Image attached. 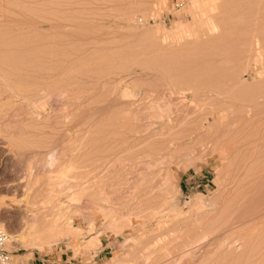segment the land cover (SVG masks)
Returning a JSON list of instances; mask_svg holds the SVG:
<instances>
[{
  "label": "rangeland",
  "instance_id": "1",
  "mask_svg": "<svg viewBox=\"0 0 264 264\" xmlns=\"http://www.w3.org/2000/svg\"><path fill=\"white\" fill-rule=\"evenodd\" d=\"M60 165L98 246L12 264H264V0H0V186L38 208Z\"/></svg>",
  "mask_w": 264,
  "mask_h": 264
},
{
  "label": "bare ground",
  "instance_id": "2",
  "mask_svg": "<svg viewBox=\"0 0 264 264\" xmlns=\"http://www.w3.org/2000/svg\"><path fill=\"white\" fill-rule=\"evenodd\" d=\"M47 158V168L53 169L54 167L58 166V159L60 157L57 159L56 154H51ZM70 166L64 168V166L60 165L57 172L56 170L52 171V173L49 172V174L51 173L50 175L48 174L50 176L51 182L53 183L55 180L56 183L54 185H49V192L45 196V199L41 201V204H39L38 208L30 209V207L25 204L28 201V196L31 194V192H27L26 190L23 191L27 192L26 200H18L17 193L22 191L21 185L16 184V186L12 188L8 187L11 185H8L7 187H4L3 185L0 186V204H6V201H8L12 206H10L11 208H4L0 212V230L10 235V238L6 244L7 250L8 243H10V245L14 246L15 248H38L39 250H44L45 248L51 247L54 244L68 240V245L75 251L83 250L89 252L90 254L94 247L98 246V242L95 238L88 240L85 245L77 244L74 241V239H79L82 237L83 233L88 237L91 233L95 232L96 228H94V220L90 221V227L88 229H75L71 226V219L66 216L69 212L66 213V215L63 213V207L66 201L64 202L65 199L61 196V189L64 184V180L68 178V174L73 170V168ZM25 178L22 179H24L27 186L31 185L30 183L33 181V179H36L35 184H33L34 187L38 186L41 181L40 177L35 178V173L33 172H29ZM3 180L4 181L2 184H11L8 178L4 177ZM12 182H14V180H12ZM20 205H23L22 207H25V209H22ZM112 221L118 222L115 218ZM128 257L130 256L128 255ZM119 259L120 261L122 260L121 262L125 261L122 257Z\"/></svg>",
  "mask_w": 264,
  "mask_h": 264
},
{
  "label": "crops",
  "instance_id": "3",
  "mask_svg": "<svg viewBox=\"0 0 264 264\" xmlns=\"http://www.w3.org/2000/svg\"><path fill=\"white\" fill-rule=\"evenodd\" d=\"M111 252V246L103 241L102 247L93 253L90 261L83 260L81 256L75 257L69 249H60L53 255L33 253L27 258V264H102Z\"/></svg>",
  "mask_w": 264,
  "mask_h": 264
},
{
  "label": "built area",
  "instance_id": "4",
  "mask_svg": "<svg viewBox=\"0 0 264 264\" xmlns=\"http://www.w3.org/2000/svg\"><path fill=\"white\" fill-rule=\"evenodd\" d=\"M175 8H180L182 6L181 3H175ZM9 240V235L0 231V264H12L11 263V255L9 251L6 249V244Z\"/></svg>",
  "mask_w": 264,
  "mask_h": 264
}]
</instances>
